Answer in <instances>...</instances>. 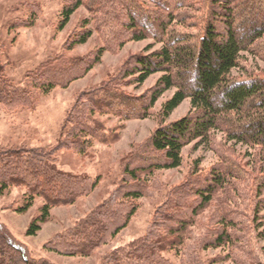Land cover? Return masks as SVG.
Masks as SVG:
<instances>
[{"label": "rangeland", "instance_id": "374dc122", "mask_svg": "<svg viewBox=\"0 0 264 264\" xmlns=\"http://www.w3.org/2000/svg\"><path fill=\"white\" fill-rule=\"evenodd\" d=\"M86 1L82 0L60 28L61 13L69 0H0V87L10 92L22 91L27 99L19 103L14 100L13 105L0 103V154L52 151L50 160L56 171L98 181L93 190L73 203L49 207L47 220L37 223L39 230L32 236H27L26 231L46 205L43 198L28 193V187L36 186L35 180L26 176L24 185L5 190L0 195V262L112 264V258L126 256L130 249L151 237L160 221L172 218L187 221L181 223L183 231L171 238L173 242L177 239L175 245L182 239L180 246L169 249L162 243L155 253L138 251L146 241L130 255L147 252L145 257L153 256L155 264H264V190L258 192L264 176L258 160L251 157L254 150L234 146L224 134L212 131L208 143L192 142L183 147L178 168L147 169L139 173L140 182L123 175L129 161L132 166L140 161L141 166L162 163L150 145L152 135L190 112L186 99L163 117L161 108L175 89L164 92L149 106L161 74L138 83L137 74L128 73L137 58L158 51L170 39L197 47L211 22L210 5L206 0H130L128 4L133 8L126 15L120 5L114 4L119 0H110L113 6L109 4L103 10L85 6ZM250 3L251 0H235L232 4L238 33L255 22L258 26L264 23V1L258 7ZM128 14L139 25L132 30ZM170 14L173 20L160 28L159 22H167ZM143 20L148 27L142 24ZM219 23L215 21L216 26ZM138 33L144 34V40L131 41ZM152 33L162 43L153 40ZM86 34L84 43H75ZM75 63L81 65L74 68ZM84 63H91L90 70H82ZM62 68L66 70L60 71ZM57 72L64 73L61 81L72 79L43 94L36 79L55 82L53 73ZM229 79L264 81V35L246 46ZM112 88H116L117 92H113L118 96L123 95L122 106L117 99L111 102L107 97ZM99 99L109 106L108 110L93 113L89 120L100 130L97 135L103 134L109 142L92 140L84 151L80 150L66 136L67 127H74L67 126L68 116L75 107ZM217 172L223 175V182L212 188L210 203L201 205L199 192L211 188V175ZM127 185L142 188V196L137 200L124 198ZM58 193L55 186L51 194ZM28 197H32L30 207L19 213ZM117 204L126 206L123 213L135 208L134 214L117 235L89 249L84 239L107 225L97 217L89 221L93 212L105 205L114 213ZM222 218L228 223L225 231L230 243L212 248L211 239L221 230ZM162 233L167 234L163 228Z\"/></svg>", "mask_w": 264, "mask_h": 264}, {"label": "trees", "instance_id": "16d2710c", "mask_svg": "<svg viewBox=\"0 0 264 264\" xmlns=\"http://www.w3.org/2000/svg\"><path fill=\"white\" fill-rule=\"evenodd\" d=\"M129 1L119 0L114 4L120 5L127 15V12H131L133 8V5L128 4ZM206 1L210 5L211 22L206 25L204 35L198 42L197 47H190L184 45L181 41L175 42L173 39L162 43L159 37L152 33L150 34L151 38L159 40L163 45L158 51L137 58L134 66H132L133 69L128 73V75L137 74L136 82L138 83H143L153 74H161L151 94L149 106L153 105L164 92L172 88L175 89L173 95L166 100L161 108L163 117H168L186 99L190 104V112L186 117L168 126L158 128L150 139V145L154 152L160 155V157L159 155L156 157L159 160L161 159L162 163H150L146 166H141L143 161H140L132 166V161L128 162L123 175L131 181L140 182L139 173L154 167L155 169L166 170L178 168L181 163L180 153L183 147L192 142H196V144L208 143L210 132L212 131L224 134L227 142L233 143L234 146L242 145L246 146L247 149L254 150L255 153L251 154V157L253 156V159L256 158L258 160L260 163L259 170L264 176V81L233 82L229 79L231 71L238 67L240 54L246 51V46L264 35V23H260L258 26V22H255L250 24V27L244 32L238 33L235 30L233 20L235 7L233 8L232 4H234L235 0ZM263 1L251 0L249 5L254 4L258 7ZM93 4H95L94 7ZM109 4L113 6V2L110 0H87L84 3L85 6L91 5L93 10H103ZM81 5L82 0H69V3L63 8L61 13L62 23L60 28L64 27L72 13ZM128 5L130 8H128ZM167 18V22L163 20L159 22L160 28L170 24L173 20V15L170 14ZM127 19L130 22L131 30L135 28V25L139 26L133 15L128 14ZM215 21H219V25L216 26ZM142 24H145V27L149 26L144 20ZM219 26H222V29L219 30ZM143 29L145 28L143 27ZM144 37L143 33H138L137 36L133 35L131 37V41H143ZM87 38L88 34L81 36L75 43H84ZM96 61L94 60V63ZM80 65V63H75L73 67L77 68ZM90 68L91 63H84L82 70L86 72ZM64 70L66 69L62 68L60 71L64 72ZM63 72L53 73L55 82L50 79H36V84L41 86L43 94L51 90L53 86L63 84L65 81L72 79L68 77L66 80L61 81L60 77H63ZM109 91L107 97L111 99V102L116 99L120 102L124 99L123 95L118 96L117 93L113 92L116 91V88H112ZM93 98L96 99L98 97ZM14 100L15 103L27 101L24 92H10L5 87H0L1 104L6 102L9 105H13ZM122 102H120L119 106L123 105ZM108 107L107 104L100 103L99 99V101L94 103L77 106L71 111L68 116L67 126L74 125V127L71 129L67 127L66 136L74 141L72 143L74 146L84 151L92 140H97L101 143L109 142L103 134L102 137L97 135L101 133L100 130L95 128V125L89 120L93 113L105 112ZM101 131L103 130L101 129ZM51 155L52 151L41 154L32 151L23 153L12 151L0 154V195L10 186L24 185V178L29 176L32 181L35 180L36 186L28 187V193L33 197H41L46 202V205L41 209L40 217L26 231L27 236H32L39 230L37 223H43L47 220L49 207L73 203L77 198L93 190L98 182L97 180L91 182L85 178L80 179L68 176L56 171L54 165L51 164ZM23 170L27 171L26 174L25 172L21 174ZM210 180L212 182L211 188L208 186L205 191L199 192L198 196L201 205L210 203L211 190L213 187H218L222 184L223 175L220 172L214 173L211 175ZM55 186L59 190L58 195L51 194ZM125 188L127 191L123 192L124 198L137 200L142 196V188L129 185ZM45 190L48 192L47 194ZM261 190H264V180L260 184L258 192L260 193ZM31 198L28 197L26 199L23 207L18 210L19 213L25 212L30 207ZM261 206L264 210V202H262ZM114 207L117 209L114 213L112 209L105 205L93 212L89 221H94L95 217H97L106 221L107 225H104L102 231L92 232V236L84 239L89 249L107 242L108 238H113L117 235L135 212V208H130L128 212L123 213V209L126 207L124 204H117ZM176 207L178 210L180 209L179 205ZM171 216H173V213ZM172 222L177 225H173ZM185 222L187 221H174L172 218L167 221H160L158 224L159 229H155L151 233V237L146 240L148 243L139 247L146 241L140 242L130 249L128 251L129 254H125L126 256L112 258L111 263L122 264V262H126V264H136L139 261H146L145 264H155V261L152 260L153 256L152 259H150L151 256L145 257L147 252L134 257L130 254L137 252L136 250L133 251L135 247H139L138 251L155 253L162 243H166L165 246L169 247V249L180 246L182 239L175 245L177 239L173 242L171 238L183 231L184 226L181 223L185 224ZM219 226L221 230L213 234L215 236L211 239L210 246L212 248H219L230 243V235L225 231L228 227L227 220L222 218ZM162 228L167 234L162 233ZM261 235L264 236V231ZM171 240L172 243L169 242ZM11 247L14 246L12 245ZM17 249L15 248V250ZM89 249H83V252H87ZM0 264L3 263L0 262ZM9 264L13 263L10 262Z\"/></svg>", "mask_w": 264, "mask_h": 264}]
</instances>
